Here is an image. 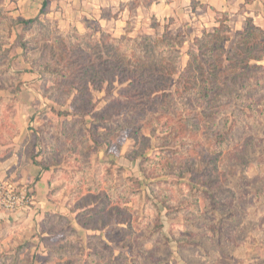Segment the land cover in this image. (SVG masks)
<instances>
[{
	"label": "rangeland",
	"instance_id": "374dc122",
	"mask_svg": "<svg viewBox=\"0 0 264 264\" xmlns=\"http://www.w3.org/2000/svg\"><path fill=\"white\" fill-rule=\"evenodd\" d=\"M26 17L34 18V12ZM17 19L24 18L0 11V143L20 130L29 154L37 142L49 206L37 207L31 187L16 186L25 189L27 213L20 217L28 219L0 220V264H264V97L235 111L237 126L218 168L204 177L212 194L204 192L178 180L180 163L174 171L163 165L162 154L182 150L165 139L163 130L178 126L177 118L147 112L108 133L94 119L102 118L100 108L116 95L115 88L101 100L103 92L92 91L90 103L71 106L52 90L51 81L34 72L48 59L44 44L55 48L59 39L98 37L102 31L95 23L79 30L39 15L42 24L23 28ZM171 25L165 24L169 30ZM174 28L170 31L176 33ZM179 33L182 67L192 41ZM137 35L146 34L123 37ZM195 109L202 114L215 110ZM66 110L68 117L56 113ZM207 121L203 117L193 136L200 143H206ZM186 133L180 131V137ZM141 151L152 160L145 168L153 179L143 176ZM126 221L130 227L122 233L118 227L126 229Z\"/></svg>",
	"mask_w": 264,
	"mask_h": 264
},
{
	"label": "trees",
	"instance_id": "16d2710c",
	"mask_svg": "<svg viewBox=\"0 0 264 264\" xmlns=\"http://www.w3.org/2000/svg\"><path fill=\"white\" fill-rule=\"evenodd\" d=\"M38 18L39 15L15 22L24 28L36 24ZM225 22L226 17L222 16L216 27L192 39L182 67L178 64L183 55L179 49L180 33L165 26L163 33L155 36L115 37L102 32L79 42L59 39L55 43L58 52L52 45L44 44L48 59L34 72L40 80L51 81L52 90L68 99L71 106L90 103L94 98L92 91L103 92L98 98L101 100L115 88L116 95H110L100 108L102 118L94 119L108 133L134 124L147 112H160L158 118H177L178 126L165 124L163 130L168 132L165 139L169 143L175 141L182 150L169 149V154H162L163 165L167 162L168 169L174 171L180 163L175 172L178 180L212 194L204 177L218 168L222 149L237 126L235 111L251 106L258 95L264 97V73L257 76L264 72V64L258 63L264 61V28L247 19L245 28L232 32ZM203 105L215 110L202 114L195 109ZM221 112L225 115L216 117ZM56 113L65 117L71 114L67 110ZM203 117L209 120L204 125L206 143L193 137L201 130ZM180 131L187 133L180 137ZM37 145L35 142L31 146L32 158L38 156ZM190 150L197 154L191 155ZM139 154L143 157L140 169L147 180L150 177L145 164L152 160L143 151ZM126 224V229L118 230L127 232L130 224ZM120 257L124 258L122 254Z\"/></svg>",
	"mask_w": 264,
	"mask_h": 264
},
{
	"label": "crops",
	"instance_id": "0c3cea01",
	"mask_svg": "<svg viewBox=\"0 0 264 264\" xmlns=\"http://www.w3.org/2000/svg\"><path fill=\"white\" fill-rule=\"evenodd\" d=\"M0 7L16 18L26 19L27 13L34 12V17H52L58 26L79 30L95 23L100 31L115 37L160 35L165 24L171 23L174 31L192 41L203 31L216 27L222 16L226 17L225 23L231 31L245 28L247 19L264 27V0H0ZM22 138L20 130L7 142L0 143V180L17 187H31L32 203L40 208L48 207L46 174L37 156L32 158L24 149ZM25 210L27 207L0 211V220H26L27 217H20Z\"/></svg>",
	"mask_w": 264,
	"mask_h": 264
},
{
	"label": "built area",
	"instance_id": "2783aa9c",
	"mask_svg": "<svg viewBox=\"0 0 264 264\" xmlns=\"http://www.w3.org/2000/svg\"><path fill=\"white\" fill-rule=\"evenodd\" d=\"M25 189H17L9 182L0 180V209L12 211L27 206Z\"/></svg>",
	"mask_w": 264,
	"mask_h": 264
}]
</instances>
